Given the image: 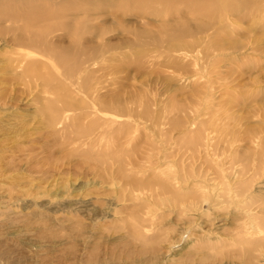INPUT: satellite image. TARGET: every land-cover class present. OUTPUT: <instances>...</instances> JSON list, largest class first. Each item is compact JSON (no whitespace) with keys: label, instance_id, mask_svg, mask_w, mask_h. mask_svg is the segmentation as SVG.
Returning <instances> with one entry per match:
<instances>
[{"label":"rangeland","instance_id":"1","mask_svg":"<svg viewBox=\"0 0 264 264\" xmlns=\"http://www.w3.org/2000/svg\"><path fill=\"white\" fill-rule=\"evenodd\" d=\"M261 5L258 15L264 16V0L261 1ZM180 8L183 9L176 14L177 16L174 14L170 16L185 21V18L178 15L187 12L188 7L181 5ZM129 9H117L107 4L106 8H94L89 12L88 16L91 17L89 20L96 28L94 33L103 32L102 35L93 37V45L103 44L107 53L102 55L99 64L91 66L99 69L92 78V85L96 89L94 96L97 97L90 100L86 94L75 90V85L66 81L71 90L74 89L73 95L88 98L86 107L71 113L83 114V110L89 112L96 109V113L92 112L91 116L82 118V121L88 123L84 120L90 121L87 118H94L98 113L100 115L96 116L100 117V121L103 117H110L112 122L117 121L115 122L117 125L113 127V124L109 131L107 129L110 126L107 127L103 121L100 122L102 125L97 127L98 132L102 127L115 134L120 126L118 122L121 125L122 122L126 125L133 124L130 125L134 126L130 128V132L135 130V138H132L134 142L130 143L141 141L138 143V148L140 147L138 153L146 150L149 139L152 138L151 142L158 141V144L157 141L153 142L158 146L155 153L160 150L161 155L165 144L158 138L163 136L162 129L167 132L166 128H172L173 121L179 117L188 119L185 121L188 126L193 121V126H196L202 119L209 120L211 127L216 128L217 124L222 126V119L225 116L223 105L229 97L224 92V72L227 70L226 65L231 66L232 70L237 69L234 59L239 52H233L231 49V57L234 59L225 60L222 50L212 48L207 60L201 54L195 61L194 58L187 57L182 50L179 53L178 50L170 48L168 40H162L156 45L148 40L144 33L139 35V31L148 30L151 24L153 28L154 24L157 27L163 21L153 15L147 19V15H141L143 11L140 8L135 7L134 10V7H131L128 11ZM84 13L81 11L79 15L85 16ZM225 13L222 20L213 23L203 34L207 41H210L219 30L231 27L232 18L233 23L236 21L231 12ZM240 24L234 29L235 32L242 30L246 36L251 34V38H255V43H263L264 27L260 21L244 19ZM154 30L158 31L157 28ZM257 34L258 37L255 36ZM86 36L92 37L89 33ZM162 42H165L164 45ZM9 44V39L0 41V95L2 94L4 98L0 107L4 105L7 112L12 110L13 113L32 116L31 113L45 101L42 100L45 95L40 92L39 83L36 84V81L18 75L17 71H20V68L14 70L12 66L6 65L5 51L9 50ZM249 46L250 44L244 51L251 52ZM263 55L264 52L261 54L256 51L254 56L264 59ZM210 58L216 60V63ZM249 60L246 64L254 63V60ZM55 72L57 77H60L59 73ZM255 72H247L238 78L237 73H234L229 84L231 94L236 95L246 90L249 87L248 83L252 82L249 79L257 77L258 73ZM209 81H212V84L211 82L209 84ZM261 85H264V81ZM13 96L18 97L14 105L11 103ZM53 96L51 93L47 98ZM207 103H210L209 108L206 107ZM101 105L109 109L100 108ZM112 106L122 108L121 114L112 112ZM0 109L5 110L4 107ZM104 110H107V113ZM233 110L240 120L233 123L230 135L241 136L245 133L246 126L251 124L248 108L237 111L234 107ZM7 112L2 111L0 114L4 115ZM68 114L72 115L70 112ZM22 115L17 116L16 126L0 131V169L6 170L3 175L0 172V264H244L242 259L244 251L241 244L237 243L235 203H232L231 195L221 196L222 201L217 199V196L214 197V192L221 187L223 173L218 171L219 164L215 157L212 159L210 155L208 157L203 153L205 156L202 158L197 152L196 156L201 158L196 163L197 171L203 172L199 178L206 181L203 187L195 186L191 194L193 199L189 196L181 197L193 207L190 210L186 206L182 211L179 203H175L177 190L174 188L173 194L166 192L162 188L164 185H157L151 190L131 192L126 178L116 174L114 167L110 170L117 175L115 179L110 174L105 175L107 178L92 172L85 175L87 165L81 160L83 157L70 148L74 147V144L70 145L66 140L68 134L65 133L69 132L57 133L56 127H48L47 134L40 128H34L37 130L32 132L37 118H27L30 121L28 126L18 125L23 118ZM254 119L252 125L261 129L263 118ZM128 121L137 124L135 126L134 122ZM158 130L161 133H158ZM174 130L172 136L178 132L176 128ZM28 131L31 134L27 133ZM148 131L153 133V136ZM217 131L220 132V129ZM111 132L108 134L114 138L112 140L114 148L108 147L107 151L110 149L132 151L131 145L129 148L124 139L121 141L120 135L118 142ZM216 135V152L223 159L220 153L223 140L220 133ZM144 140L147 141L145 143L147 145L144 144ZM123 142L124 146H118L117 149L116 146ZM140 144H143V147ZM83 147L89 145L85 144ZM95 148L98 149V145ZM135 154L137 153L132 155ZM9 167L11 171L8 170ZM159 170L160 167L157 165L145 168L144 175L136 174L139 179H136L135 183H147L155 177L161 179ZM102 172L104 173L103 169L100 173ZM196 182L197 180H192L191 185ZM151 185L154 186L155 182L151 181ZM205 189H211L206 199L202 193ZM227 204L229 206H226ZM141 217L154 218L152 226L154 230L148 233L147 242L135 237L132 229L135 228V220ZM211 243L213 244L210 247ZM260 262L264 264L263 257Z\"/></svg>","mask_w":264,"mask_h":264},{"label":"bare ground","instance_id":"2","mask_svg":"<svg viewBox=\"0 0 264 264\" xmlns=\"http://www.w3.org/2000/svg\"><path fill=\"white\" fill-rule=\"evenodd\" d=\"M261 1L262 0H0V41L9 39L10 42L8 45L9 50L5 51L7 54V62L5 63L9 65L8 67L12 66L14 70L20 68V71H17L20 77L36 81V84L39 83L38 86L40 88H38L40 92L45 95V98L42 99L45 101L41 102V105L31 113L32 116L27 114L22 115L16 112L13 113L14 111L12 110L7 112L6 107L1 105L0 108L4 107L5 110L0 109V112L4 111L7 113L4 115L0 114V127H3L0 131L16 126V118H18L17 116L19 115H22L23 118L18 125L23 126H28L30 121L27 118H37L38 124L36 123L37 125H33L32 132L37 130H34V128H40L46 132L48 127H56L57 133L63 131L65 133V131H67L69 133H65L68 134L66 140L69 144H74V147L71 146L70 148L76 153H79L80 156L83 157L81 160L87 165L85 175L92 172L100 177L107 178L105 175L109 176L110 174V176L115 179L117 175L115 176V172L110 170V168L114 167L116 174H120V176L123 175V177L126 178L128 182L127 186L131 192L143 191L144 189L151 190L157 185H164L162 188L169 194H173L174 188L177 190L175 203H179V208L182 211L185 210L186 206L190 208V210H192L193 207L191 203H186V200H182L181 197L189 196V198L191 197V199H193L191 194L195 186H198V188L203 187L206 181V179L199 178V175L203 172H201V170L200 172L197 171L196 165L198 164L196 163L200 158L196 156L197 152H199V155L203 153H205L206 156L210 155L212 159L215 157V160L220 165H217V168L219 167L221 169L218 168V171L223 173L221 175V187L218 191L214 192V197L217 196V199L222 201L221 196L231 195L233 199L232 203H235L234 207L237 209V215L234 219L237 222V243L239 242L241 244L244 251L242 256L243 262L244 264H262L260 261L262 257L264 258V190L260 188H264V85H261V83L264 81V59L259 57L256 58L254 55H256V51L261 54L264 52V37L263 43L259 44L258 42L255 43V38H251V34L246 36L242 33V30L239 32L234 31L237 25H241L240 23L244 19L260 21V24L264 27V16L258 15L259 7L262 6ZM107 4L113 5V7L117 9H129L130 7L128 11L131 10V7H134V10L135 7L138 9L140 8L143 11L141 15H147V19L150 15L154 17L157 16V18L160 17V21L161 19L163 21L162 24L157 27H155L156 25L154 24V28L151 24L148 30L139 31V35L144 33L148 36L146 38L156 45H159L162 40H168L170 48L178 50L179 53H181L182 50L185 55L187 54V57L189 56L191 59L194 58L195 61H197L201 54H203L207 60V58L210 57L208 54L212 48L215 50H222L225 60L234 59L231 57V49H233V52H239L234 59L237 69L232 70L231 66L226 65L227 70L224 72L225 89H223L229 97L225 101V105H223L225 116L222 119V126L217 124L218 127H211L209 120L203 119L200 120V123L196 126H193L194 121L188 126L186 125L187 118V120L183 117L175 118L176 120L173 121L172 128H166L167 132L162 129L164 132L163 136L162 138L161 136L158 138V140L160 139V141L165 144L162 148L161 155L160 150L158 153H155L158 147L156 145L158 141L156 140L157 143L155 144L153 142L156 141H150L152 138L149 139L146 150L139 154L138 149H140V147L138 148V143H141V141H138V143L135 141L136 143L131 144L134 142L132 140L135 138V130L130 132V128H134V126L130 127V125L132 126L133 124L126 125L124 122V125L122 122L121 125V123L119 124L118 122L120 128L117 126L118 130H114L115 134H112L110 131L111 135L117 138L116 141L119 142L120 140H118V138L121 137V141L124 139L128 147L131 145V148H129L132 151L127 152V150L118 149V146H124V142L119 145H117V142H114V144L117 143L116 147L118 150L114 151L110 149V151H107L108 147L111 148L113 144L112 140H114L113 136L112 138L109 136L108 133L110 132L108 131L111 130L113 124V127L117 125V123H115L117 121L114 119L115 122H112L113 120H111L110 117H103V120L101 118L105 126L110 127L107 129L108 131L105 130L106 128L102 129L101 127L100 132H98L99 130H96L98 129L97 127L102 125L100 123L102 122L100 121V117L96 116L99 113L96 115L94 114L96 116L93 115L94 118L88 117L87 119H90V121L84 120L88 123L82 121V118L84 119L87 116H91L96 109L89 112L81 110L83 114L81 112L73 113L74 115L71 113V111L76 112L77 109L84 106L86 107L88 98L92 100V98L97 97L94 96V91H96V89L92 85V78L96 76V72H98L99 69L91 68V66L99 64L102 55L107 53V50L103 44L99 46L93 45V37L98 34L102 35L103 32L94 33L96 28L89 20L91 17L88 15H90L89 12L92 9L106 8ZM103 5L104 7H101ZM116 5H118V7H116ZM181 5L188 7L187 12H181L178 15V17L185 18V21L176 20L174 16H170L172 14L177 16L176 14L183 9L180 8ZM76 10H78L77 13H75ZM81 11L85 12V16L79 15ZM226 11L231 12L230 14L234 16L236 21L233 23L232 18L231 27L219 30L210 41H207L203 34L209 30L213 23L216 24L218 20H222ZM225 14L229 15V13ZM155 28H157L158 31H155ZM88 33L92 35V37H87L86 35ZM200 33L203 37L198 36ZM255 36L258 37V34ZM245 39L248 41L246 42ZM148 40L146 39V42ZM164 43L162 45H164ZM249 44L251 52L248 51V53L244 50ZM137 55L138 53H136V56ZM210 59L213 61V58ZM249 59L254 60V63L246 64V61ZM213 62L216 63V60ZM250 62L251 60H249V63ZM246 66H248V68H245ZM202 70H204V67ZM55 71H57L62 78L57 77ZM250 71H256L255 73H258V75L257 77L249 79L252 81L248 83L249 87L236 95L231 94L229 84L232 82L233 74L237 73L236 78H238ZM198 74H200V72H198ZM54 81H56V83H54ZM66 81L75 85V90L86 94L88 98L84 99L77 95H73L72 92L74 89L71 90ZM195 82L197 81L195 80ZM210 82L212 84V81H209V84ZM201 90L204 91L203 89ZM51 93L54 96L47 98ZM0 97H2L0 98L1 104L4 98L2 94ZM17 99L18 97L14 96L11 98L12 105L17 103ZM209 104L210 103H207L206 107L209 108ZM112 107V112L121 114L122 108ZM234 107L237 108V111L248 108V114L251 119V124L246 126L245 133L241 136L230 135L233 123H238L240 120V117H237L234 113ZM100 108L105 109L108 107L104 108V106H102ZM105 111L107 113V110H104V112ZM69 112L72 115H69ZM125 115H127V113ZM6 117L8 119H6ZM97 117L99 119H97ZM255 117L263 118L261 129H257L255 125H252L255 122ZM13 118L15 119L13 120ZM134 118L136 117L134 116ZM131 122L132 121H128V123ZM134 124L136 126L137 123L134 122ZM185 125L187 128H185ZM175 128L178 132L175 136H172L171 133L175 132ZM219 129L220 132L217 131ZM139 130L138 133H140ZM155 131L157 130L155 129ZM29 132L30 131L27 133ZM41 132L43 133L44 131ZM144 132H146V130ZM148 133L150 132L148 131ZM158 133L161 132L158 130ZM219 133L223 140L220 146V153L223 155V159L220 158V155L216 152L217 149L215 146L217 143L216 134ZM45 134H47V132ZM150 134L153 136V133ZM146 135L148 136L147 133ZM43 137L45 138L46 136ZM157 137H159L158 134ZM66 140L65 144H67ZM130 141L132 142L130 143ZM145 143H147V141L145 142L144 140V144ZM85 144L89 145V147H83ZM96 145H98V149L95 148ZM112 147L114 148V146ZM148 147H150V149ZM132 152L137 154L132 155ZM205 155H202V158ZM154 158L156 161H153L155 160ZM115 165L117 168H115ZM154 165L160 167L158 174L161 175V179L159 177L150 179L155 182L154 186L151 185L150 180H148L147 183L142 182V184H136V179H139L136 174L144 175L143 170L147 167H153ZM79 166L78 168H80ZM177 166L179 167L176 168ZM1 169L0 172L3 175L6 170ZM101 169L104 170V173H100ZM8 170L11 171V167H9ZM192 180H197V182L191 185ZM210 191L211 189L202 191L205 199ZM226 206H229V204ZM153 219L154 218L144 217L136 219L135 228H132L134 230V236L145 242L147 240L146 237L149 235L148 233L154 230L152 227L154 224ZM145 227H147V229H144ZM212 244L213 243L210 244V247Z\"/></svg>","mask_w":264,"mask_h":264}]
</instances>
